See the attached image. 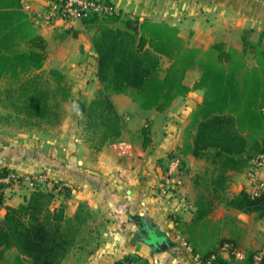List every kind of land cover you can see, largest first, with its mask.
I'll return each instance as SVG.
<instances>
[{"label":"trees","instance_id":"obj_1","mask_svg":"<svg viewBox=\"0 0 264 264\" xmlns=\"http://www.w3.org/2000/svg\"><path fill=\"white\" fill-rule=\"evenodd\" d=\"M124 17L125 27L112 25ZM102 19L108 23H101ZM82 22L97 26L92 44L101 86L89 101L77 100L83 140L91 151L98 152L122 135L124 119L112 94L129 96L143 110L164 111L176 97L201 90L202 100L192 110L186 127V134L194 131L192 140L183 145L180 154L208 159L215 173L209 174L212 177L204 186L208 194L204 189L198 193L193 221L212 212L218 202L264 218V189L257 194L241 190L230 196L226 192L228 172L241 170L264 153V31L257 41L244 33L240 50L223 41L203 49L187 46L176 27L139 21L120 11ZM45 58L46 41L36 31L21 0H0V79L11 80L3 93L28 123L59 117L63 103L72 99L60 70L51 68L43 73ZM165 58L168 66L160 75ZM194 68L198 78L188 86L184 78ZM140 137L142 147H146L151 138L145 126ZM173 154L177 153L167 157ZM44 158L46 165L61 172L63 169L72 178L82 176L61 162ZM208 172L206 169L203 176ZM60 193L69 196L70 189L36 185L24 203L6 207L0 217V264H63L92 214L81 202L68 216L64 205H53Z\"/></svg>","mask_w":264,"mask_h":264},{"label":"crops","instance_id":"obj_2","mask_svg":"<svg viewBox=\"0 0 264 264\" xmlns=\"http://www.w3.org/2000/svg\"><path fill=\"white\" fill-rule=\"evenodd\" d=\"M110 1L122 15L176 27L178 35L189 47L206 49L215 42L223 41L240 50L244 33L257 41L264 31V0ZM21 2L33 21L32 16L42 13L48 0ZM26 6H29V11ZM33 24L46 41L43 69L47 68L45 61H49L54 66L47 70L55 68L62 72L73 99L65 103L64 109L74 107L75 112L77 100L89 101L101 86L96 75L97 53L92 44L97 28L82 21L56 28L37 25L34 21ZM189 74L186 73L184 82L192 86L198 78V70L194 71L195 79L191 83L186 81ZM111 99L124 118L122 135L118 141L104 145L93 153V157L90 156V148L82 143L77 115L68 131L67 123L64 122L62 127V139L67 132L69 134L63 150L68 148V151H74L71 155L66 152L65 156L69 161L75 159L76 165L72 167L64 159L54 160L82 176L72 178L63 169L61 172L44 166L46 153L40 151L36 155L23 153L17 159L5 158L7 160L0 167L4 170L11 168L19 174L46 170L65 181L70 185L69 196L57 194L53 205H64L68 216L74 214L79 203L87 204L92 216L79 240L65 256L63 264H113L123 258L132 259L134 264H192L178 241V222L181 221L180 225L194 222L200 187L195 185L192 171L181 174L184 183L180 197L165 199L155 193V185L161 177L162 161L170 153L180 154L183 145L192 140L194 131L186 134V127L192 110L202 100V91L192 90L186 96L176 97L164 111L143 110L129 96L121 93L112 94ZM144 126L151 138L146 147H142L140 137ZM182 157L187 164L197 161L189 153ZM49 160L52 161V157ZM187 169L190 170L189 167ZM228 174L227 195L237 194L241 190L253 194L264 189V166L254 169L249 162L241 170H230ZM30 192L27 188H21L12 193L0 205V217L4 216L7 206L24 203ZM215 204L219 205L218 208L204 216L202 221L213 217L223 226L225 220H231L234 226L230 232L235 239L232 241L240 248L254 251L264 247V221L254 226V223L247 221V214L223 202ZM219 208L225 212L221 217L217 215ZM247 225L252 226V232L250 228L245 229Z\"/></svg>","mask_w":264,"mask_h":264},{"label":"rangeland","instance_id":"obj_3","mask_svg":"<svg viewBox=\"0 0 264 264\" xmlns=\"http://www.w3.org/2000/svg\"><path fill=\"white\" fill-rule=\"evenodd\" d=\"M125 20H126L125 17L120 20H115L112 22V25L118 27H125L126 26ZM101 21H102L101 23H108L107 21H104V19H102ZM94 27L96 28L97 26L94 25ZM168 62L169 61L166 58L161 60L160 75L164 74L168 66ZM251 62L252 61L249 59L250 64ZM45 65L47 68L43 69L44 74H46L45 72L48 71L47 70L48 68L54 66L49 61H45ZM194 71H197V68L188 71L190 73L186 79L188 83L194 81L195 79ZM10 82L11 80H9L8 78L0 79V164L4 163L7 160L5 158L17 159V158H21L23 153L27 154L29 152L40 151L42 153L43 152L46 153L45 157L47 159H49V157H52L53 162H58L55 161L54 159L61 161L62 159H64L65 163L74 167L76 165L74 163L75 159L69 161L68 158H66L65 156L66 152H69V155H71L72 153L74 154V151L73 150L68 151V148L63 150V148L66 147L67 145V137L69 134L67 132L62 139V127L64 125V122L67 123L66 131H68L69 126L72 120L74 121V119L76 118V115H77L78 123L80 125L81 113L78 110V107L75 110V112H74V107L64 109V105L66 103L65 102L63 103L62 111L59 117L48 122L47 120L44 119L43 120L35 119L32 123L25 122L23 121V115L20 112H16L11 102L8 99H6L4 96L3 91L5 88H7L8 85H10ZM71 101L69 100L68 102ZM76 106H77V102H76ZM132 112H134V110H132ZM139 130L140 129H138V131ZM80 134L83 140L81 125H80ZM48 140L51 142L49 143L46 142ZM82 143L83 145H87V146L89 145L84 140ZM83 145H79V146L83 147ZM91 153L92 154H90V156L93 157V152L91 151ZM207 160L205 158H200L197 159V161H195L193 164L190 163L187 164L186 161H183L184 167L182 170V175L187 174L189 171H192L191 172V174L193 173L192 179L195 185L196 186L198 185L201 190L204 189L205 194H208V190L207 188H204V186L210 181L212 177L209 176V174H211V172L213 174L215 173V171L212 169V165L210 164V161ZM44 166L47 167L49 165H44ZM187 167H189L190 170H188ZM0 169H4V168L0 167ZM206 169L207 170L209 169V172L203 176V173ZM53 170H57V169L53 168ZM42 171H46V170H42ZM200 174L201 176L199 178H194V176ZM57 177H59V175H57ZM38 185L44 189L51 188L50 186H47L46 182L44 183L39 182ZM22 188H27L30 191L34 189L32 187H27L26 185H23ZM206 203L207 202H205L204 204ZM218 206L219 205H215L213 207V210L218 208ZM224 213L225 212L220 208L217 210V215L220 217ZM245 214H247L246 217H248L247 221H249L251 224L254 223V226H256L259 222L264 221V218L259 217L257 213H245ZM202 219L186 225H180L181 221H179L178 226H180L181 229L177 226L179 228L178 232L180 234V237L185 239L187 242L193 244V246H195V248L198 249L200 252L209 251L212 248H214L215 245L221 243L224 240L227 239L235 240L232 237L233 233L230 232L232 226H234V222H232L231 220L230 221L225 220L223 226H220L221 223L214 221L213 217L207 218L204 221H202ZM250 225H247L245 229L250 228L251 230L249 231L252 232V228H251L252 226Z\"/></svg>","mask_w":264,"mask_h":264},{"label":"built area","instance_id":"obj_4","mask_svg":"<svg viewBox=\"0 0 264 264\" xmlns=\"http://www.w3.org/2000/svg\"><path fill=\"white\" fill-rule=\"evenodd\" d=\"M29 11V6H26ZM119 10L110 0H48L44 11L34 14L32 19L37 25L48 28L61 27L73 21H82L93 16L118 14ZM254 169L264 166V153L251 159ZM183 158L173 154L161 163V177L155 185V193L165 199L180 197L183 187L181 176ZM39 182L47 186L69 188L65 181L54 177L50 171H39L31 174H19L17 171L6 169L0 171V205L12 193L20 190L23 185L34 188ZM259 191L254 192L257 194ZM178 241L189 255L192 264H264V247L254 251H245L232 240H224L210 252L199 253L194 246L178 236ZM118 264H134L131 260L122 259Z\"/></svg>","mask_w":264,"mask_h":264}]
</instances>
